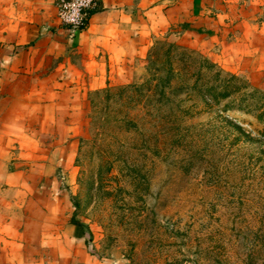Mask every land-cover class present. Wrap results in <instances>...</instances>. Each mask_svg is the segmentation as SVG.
Returning <instances> with one entry per match:
<instances>
[{"label":"rangeland","instance_id":"374dc122","mask_svg":"<svg viewBox=\"0 0 264 264\" xmlns=\"http://www.w3.org/2000/svg\"><path fill=\"white\" fill-rule=\"evenodd\" d=\"M228 3L236 19L218 37L157 36L119 78L84 86L48 119L47 152L59 147L56 173L86 234L46 264H264V143L235 140L218 116L226 101L206 107L177 90L180 74L198 77L188 61L208 58L249 84L236 102L264 92V0ZM228 117L262 138L254 114Z\"/></svg>","mask_w":264,"mask_h":264},{"label":"crops","instance_id":"0c3cea01","mask_svg":"<svg viewBox=\"0 0 264 264\" xmlns=\"http://www.w3.org/2000/svg\"><path fill=\"white\" fill-rule=\"evenodd\" d=\"M60 1L0 0L1 264H46L49 250L65 259L64 241L86 234L56 173L59 147L47 152L62 100L119 78L157 36L215 38L236 19L229 0H98L75 28L62 24Z\"/></svg>","mask_w":264,"mask_h":264},{"label":"trees","instance_id":"16d2710c","mask_svg":"<svg viewBox=\"0 0 264 264\" xmlns=\"http://www.w3.org/2000/svg\"><path fill=\"white\" fill-rule=\"evenodd\" d=\"M93 12L94 9L90 11V16ZM188 62L192 64L198 62L200 67L198 77L196 81L191 84V79L192 77H194V75L189 76V73H185L184 75L180 74L183 79L180 82L181 84L177 88L178 92H186L189 95V99H198V101L201 104H204L206 107H219L221 106L222 102L226 101L225 104H222L221 108H218L221 113L218 114V116L223 122L227 121L228 124L233 125L234 128L238 131V135L235 140L237 142H240L242 140L241 135H243L247 137V141L264 143V126L263 129L259 132V135L262 138L256 139L251 135V132L245 133L240 124L232 121L228 117V113L233 109L243 110L248 114H254L255 118H257L258 121L264 125V92L254 100L253 92H243V94H241L240 102L238 103L233 98V95L239 93L242 89L249 88V84H246L243 81V84H240V77H238L236 74H229L227 76H224L223 70L219 69L217 64L213 61H210L208 58L199 60L192 58ZM168 83L169 85L163 84L162 90L161 92H159L163 97H165V95L167 94L166 90L171 88L172 86L170 79L168 80ZM261 100H263V102ZM164 103L166 102L164 101ZM182 113L185 117H193L184 110L182 111ZM71 221L75 225L81 226L84 229L86 227V224L78 220L75 216H72Z\"/></svg>","mask_w":264,"mask_h":264},{"label":"built area","instance_id":"2783aa9c","mask_svg":"<svg viewBox=\"0 0 264 264\" xmlns=\"http://www.w3.org/2000/svg\"><path fill=\"white\" fill-rule=\"evenodd\" d=\"M98 0H61L59 18L67 26L81 28L86 25L90 11L97 6Z\"/></svg>","mask_w":264,"mask_h":264}]
</instances>
